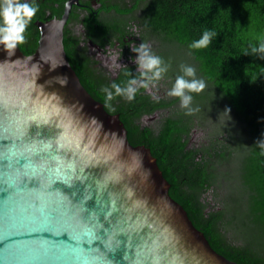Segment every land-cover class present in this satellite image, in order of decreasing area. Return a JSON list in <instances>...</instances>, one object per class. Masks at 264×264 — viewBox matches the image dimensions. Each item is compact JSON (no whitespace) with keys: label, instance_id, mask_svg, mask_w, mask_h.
<instances>
[{"label":"water","instance_id":"1","mask_svg":"<svg viewBox=\"0 0 264 264\" xmlns=\"http://www.w3.org/2000/svg\"><path fill=\"white\" fill-rule=\"evenodd\" d=\"M71 4L35 23L29 55L0 34V264H238L81 84L63 45Z\"/></svg>","mask_w":264,"mask_h":264},{"label":"trees","instance_id":"2","mask_svg":"<svg viewBox=\"0 0 264 264\" xmlns=\"http://www.w3.org/2000/svg\"><path fill=\"white\" fill-rule=\"evenodd\" d=\"M114 2L120 13L139 11L131 19L143 21L147 37L159 43L154 72L173 79L166 83L171 91L183 86L181 114L156 132L140 129L137 99L160 108L143 88L134 87L130 97V79L91 80L72 66L81 84L109 114H119L131 145L150 149L169 195L217 253L238 264H264V0ZM55 3L60 7L53 9ZM37 8L27 22L14 14L0 19V34L17 33L26 55L39 38L34 22L59 17L63 0ZM200 124L211 129L206 144L187 149L185 136Z\"/></svg>","mask_w":264,"mask_h":264},{"label":"flooded vegetation","instance_id":"3","mask_svg":"<svg viewBox=\"0 0 264 264\" xmlns=\"http://www.w3.org/2000/svg\"><path fill=\"white\" fill-rule=\"evenodd\" d=\"M45 1L0 0V19L6 20L8 16L14 14L13 16H19L27 22L29 14L35 13L39 9L37 7H41ZM68 2L72 4L63 30V45L65 53V46L68 48L67 59L71 66L76 69L81 68L91 80L94 79L91 76L109 79L110 83L119 78L130 79L131 86L127 92L130 97H135L134 87L143 88L145 94L152 96V107L158 105L160 108L153 109L137 99V107L143 110L140 119L135 120L140 129L151 127L156 132L159 124L166 122L170 116H179L187 93L182 91L183 86L178 85L175 89L172 87L174 90L171 91L166 83L173 79L163 75L158 77L154 72L159 43L155 37H147L143 21L131 19L140 18L141 13L139 11L132 14L120 13L114 6V0L110 2V5L105 4L103 0H63V9L59 17L52 16L49 19L37 21L45 22L52 18H60ZM59 7V4L55 3L53 9ZM45 14L47 17L52 14L50 8L45 9ZM121 20H127V24L122 23ZM37 31L39 33L38 28ZM138 93L143 94L142 91ZM179 95L182 97L176 101ZM148 109L152 111H146ZM114 114L119 116L117 113ZM198 126L200 129L191 130L184 138L187 140V149L200 147L207 142L206 138L211 129L202 124Z\"/></svg>","mask_w":264,"mask_h":264},{"label":"rangeland","instance_id":"4","mask_svg":"<svg viewBox=\"0 0 264 264\" xmlns=\"http://www.w3.org/2000/svg\"><path fill=\"white\" fill-rule=\"evenodd\" d=\"M109 62H110V60H109ZM218 108L220 109V106Z\"/></svg>","mask_w":264,"mask_h":264}]
</instances>
